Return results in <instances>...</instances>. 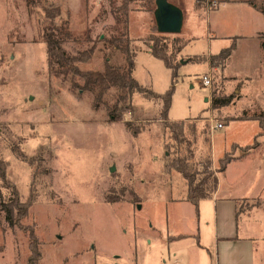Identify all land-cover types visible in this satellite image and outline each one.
<instances>
[{"label": "rangeland", "instance_id": "374dc122", "mask_svg": "<svg viewBox=\"0 0 264 264\" xmlns=\"http://www.w3.org/2000/svg\"><path fill=\"white\" fill-rule=\"evenodd\" d=\"M185 1L179 0L177 6L185 7ZM192 1L207 12L206 0ZM123 3L0 0V153L8 163L6 176L15 184L19 198L22 202L32 201L28 219L19 228L7 227L1 218L0 264H162L163 260L168 264L163 234L159 235L152 226L161 228L165 223L170 199L186 200L182 193L186 183L169 167L175 151L171 144L166 147L169 140L160 122L161 101L134 94L131 113L111 119V110L102 105L94 108V94L73 90L70 76L64 79L47 70L42 37L47 29L64 24L72 33L70 41L63 43L70 54L91 47L88 37L96 43L92 58L75 69L103 71L104 59L112 66L123 65V55L103 41L116 35L114 28L120 27L116 18L125 19ZM139 4L140 0H131L128 11L140 10ZM56 7L60 16L47 19L45 8ZM144 11L152 33L156 27L154 15ZM218 13L202 17L189 36L185 31L177 34L190 42L175 57L180 64L167 116L172 122L187 120L188 125H195L194 133L185 134L186 140L194 141L192 168L211 156L218 160L227 148L231 156L253 150L252 156L264 157V129L260 128L258 134L263 137L240 147L231 143H250L251 129L226 120L242 111L251 115L252 111L264 110L261 66L252 45L246 49L248 61L240 57L229 66L233 75L248 79L242 81L244 97L228 106L212 108L214 98L234 95L240 87L226 81L221 69L208 70L204 62L208 54L218 52L217 46L231 44L230 39L223 41L217 33H222L218 26L223 23ZM134 17L136 14L131 15V19ZM129 30L134 36L144 34L139 22H130ZM207 32L217 36L219 42L208 43ZM194 35L198 38L192 40ZM134 52L136 82L158 95L169 90L171 71L152 55ZM180 60L185 63L181 65ZM203 76L210 78L206 88L200 83ZM105 99L112 104L111 94ZM131 121L142 127L136 137L125 130V123ZM216 123L224 127L212 129ZM18 151L24 159L18 157ZM183 152L185 148L181 147ZM111 168L114 172H110ZM107 198L122 200L109 204ZM261 199L239 206L240 215L246 213L244 219L256 242V254L259 245L261 251L264 248V192ZM33 229L36 244L31 243L36 248L32 254L28 237Z\"/></svg>", "mask_w": 264, "mask_h": 264}, {"label": "crops", "instance_id": "0c3cea01", "mask_svg": "<svg viewBox=\"0 0 264 264\" xmlns=\"http://www.w3.org/2000/svg\"><path fill=\"white\" fill-rule=\"evenodd\" d=\"M218 1H220L221 6L214 11L219 12V19H221L223 23L218 26V29L222 33H219L218 30L217 33L225 39L223 41L230 39L231 43H235V46L229 58L223 64V67L211 66L209 57L218 55L220 51L226 48L225 46H223V48L222 46H217V53L208 54L205 57V65L208 70L210 68L215 71L221 69V74L226 81H231L237 85L240 84L238 92H234L233 99V101L238 100L239 102L242 100V97H244L241 93V87L244 84L242 81L243 79H248L247 77L242 79L240 76L233 75L229 66L234 61L239 60L240 57L244 61H248V51H246V49L248 45H252L254 49L258 51V63L261 66L260 77L263 82L261 91L264 97V50L261 47L262 38L264 37V16L257 9V6L264 5V0ZM193 2L192 0H186L184 3L185 7H183L184 9L177 6L179 0L175 4L169 2L171 5L180 8L183 23L179 33L185 31L188 36L194 31L193 25L198 24L202 17L206 18L211 12H214L210 11L205 13L202 5H194ZM251 3H253V5ZM185 8L187 11H184ZM145 13L146 11L139 9L129 12L127 20L128 37L133 40L131 48L134 51L138 50L151 55L149 50L150 47L144 41V39L151 34ZM133 14H136V17L131 19V15ZM130 22L141 23L144 27V34L142 36L132 35L129 30ZM172 36L178 37L177 34ZM101 38L102 36H100V39ZM196 38H198L196 35L191 36L192 40ZM205 39L208 43L219 42L217 36H214V34L210 32L205 34ZM185 41L188 44L190 39ZM136 43H138V46L135 45ZM181 51L178 55H181ZM180 61L185 63L184 60ZM110 62L111 61H109V63ZM121 65L122 64H118V66ZM205 101L207 102L208 100L206 99ZM262 106H264V102ZM243 113L246 114V117L242 118ZM252 113L253 114L250 115L246 111H242L241 113H235L233 116H226V120L229 122L241 123L243 126H246V128L251 129L249 139L252 138V140L250 143L240 145L233 142L231 144L244 147L251 145L255 138L258 140L260 137H263L258 135L261 129L257 120L255 121L250 118L251 116L259 114V112L252 111ZM226 150H224L222 156L226 153ZM251 151L253 150L243 153L238 157L232 156V160L227 164L225 170L221 173L216 172L218 184L213 196L209 199L199 201L196 209L185 199H180V201L173 199L169 200V215L165 218V223L162 224L161 228L159 226H152V229H155L159 235L163 234L161 240L165 242L164 247L167 248L168 251V264H207V262L210 264H264V248L261 251L259 245V254H256V242L254 237L251 236L252 234L248 232L244 219L246 213L243 212L242 215H240L241 212L239 211V206L242 205L243 202L262 200L261 195L264 192V157L252 156L254 152ZM222 156L219 157L218 160L222 158ZM218 160L213 159L211 156L213 170L215 171H217L219 167ZM216 164H218V166H216ZM182 193H185L183 198H186V189L185 192ZM176 215H178L179 218L176 219ZM240 217H242V219H240ZM165 262L166 261L163 260L162 264H165Z\"/></svg>", "mask_w": 264, "mask_h": 264}, {"label": "trees", "instance_id": "16d2710c", "mask_svg": "<svg viewBox=\"0 0 264 264\" xmlns=\"http://www.w3.org/2000/svg\"><path fill=\"white\" fill-rule=\"evenodd\" d=\"M124 1L121 9L125 15V19L122 21L116 18V24L120 27H115L114 31L116 35L111 36L108 39L103 38L108 46L112 50L119 52L123 55L124 64L121 66L110 65L109 60L104 59L103 71H80L75 69L79 64L89 61L96 49V43L87 38L92 44L87 50H82L75 55L70 54L64 49L63 43L70 41L72 33L67 29V24L63 27L47 29L44 33L42 40L46 45L47 70L51 74L56 76H62L67 79L70 76V87L73 90H77L79 93L89 92L94 94L93 102L94 108L99 109L102 105L106 109L111 110V119H120L124 113H131L133 110L132 97L134 94H139L145 99L160 100V122L163 123V127L167 132V139L169 142L166 147H170V144L174 146L175 156L171 160L169 167L184 178L186 183V200L190 202L196 209L199 201L209 199L213 196L214 191L217 188L218 177L216 172L221 173L225 170L227 164L232 160V156L228 153L224 154L219 161L218 170L215 171L212 168L211 157L203 161L194 168L190 165V161L193 158L192 145L194 141H188L185 139L187 132L194 133L195 125H188L186 121L172 122L168 119V112L171 107V96L177 83V70L179 62L176 61V55L186 46L187 42L179 37L174 40L168 38L165 34H158L155 27L153 32L146 37L145 43L150 47L151 55L163 63V65L171 71L170 84L171 88L161 95L153 93L148 88H144L139 85L133 78V64L135 58V52L131 48L132 39L128 37V10L127 4L131 0ZM253 5V3H251ZM140 10L146 9L153 13L157 9L156 0H140ZM259 12L264 16V5L257 6ZM45 17L47 19H54L60 16V9L50 8L44 10ZM116 25V26H118ZM156 26V25H155ZM156 31V32H154ZM261 47L264 50V37L262 38ZM235 43L232 42L228 47L224 48L218 55L210 56L209 62L211 66H221L229 58ZM109 50V49H108ZM206 61V59H204ZM111 94L112 104L106 101ZM234 95H226L222 98H214L212 101V108L219 109L232 103ZM114 117V118H113ZM246 117L243 113L242 118ZM252 120H257L259 127L264 129V110L259 114L250 117ZM125 130L131 133L133 136H138L141 133V125L135 124L133 121L125 123ZM184 147L185 152L180 153V148ZM18 157L24 159V155L18 151ZM8 163H6L0 153V220L9 228H19L24 220H27L29 216V209L32 206V201H21L15 184L7 178L6 172ZM122 198L108 199L107 203L113 204ZM35 229V228H34ZM31 231L28 237V244L30 253L35 250L33 244H36L34 239L35 231ZM25 236V235H24ZM23 236V237H24ZM34 242L33 244L31 243ZM32 254L29 261L32 260ZM39 258V254H37Z\"/></svg>", "mask_w": 264, "mask_h": 264}, {"label": "water", "instance_id": "95a60500", "mask_svg": "<svg viewBox=\"0 0 264 264\" xmlns=\"http://www.w3.org/2000/svg\"><path fill=\"white\" fill-rule=\"evenodd\" d=\"M157 9L154 12L157 33L165 35H176L182 27V12L177 6L171 5L167 0H156ZM184 64V62H181ZM110 172H114L111 168Z\"/></svg>", "mask_w": 264, "mask_h": 264}, {"label": "built area", "instance_id": "2783aa9c", "mask_svg": "<svg viewBox=\"0 0 264 264\" xmlns=\"http://www.w3.org/2000/svg\"><path fill=\"white\" fill-rule=\"evenodd\" d=\"M205 8H206V11L207 12H210V11H214L216 9H218L220 6H221V3L220 2H217L216 0H206L205 3ZM200 83L203 85V87H208L210 86V78H207L205 76H203L200 80ZM223 126L221 123H216L212 126V129H221Z\"/></svg>", "mask_w": 264, "mask_h": 264}]
</instances>
